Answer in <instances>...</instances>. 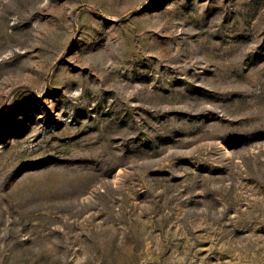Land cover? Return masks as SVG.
Segmentation results:
<instances>
[{
  "label": "rangeland",
  "instance_id": "rangeland-1",
  "mask_svg": "<svg viewBox=\"0 0 264 264\" xmlns=\"http://www.w3.org/2000/svg\"><path fill=\"white\" fill-rule=\"evenodd\" d=\"M0 264H264V0H0Z\"/></svg>",
  "mask_w": 264,
  "mask_h": 264
}]
</instances>
